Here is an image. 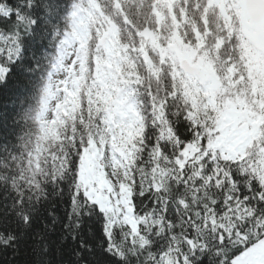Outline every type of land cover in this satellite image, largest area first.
<instances>
[{"label":"snow or ice","instance_id":"1","mask_svg":"<svg viewBox=\"0 0 264 264\" xmlns=\"http://www.w3.org/2000/svg\"><path fill=\"white\" fill-rule=\"evenodd\" d=\"M112 4L131 25L137 5ZM176 4L178 24L198 13L185 43L208 73L171 71L155 88L149 78L147 103L119 79L97 84L114 106L97 100L95 116L52 136L28 121L43 117L84 14H110L102 0H0V249L21 264H264V38L241 12L256 10L264 30V0H174V14Z\"/></svg>","mask_w":264,"mask_h":264},{"label":"trees","instance_id":"2","mask_svg":"<svg viewBox=\"0 0 264 264\" xmlns=\"http://www.w3.org/2000/svg\"><path fill=\"white\" fill-rule=\"evenodd\" d=\"M121 2L137 5L129 13L128 19L132 20L131 25L126 19L121 18L120 13L114 11L112 0H102V3L106 5V12L110 14L111 23H101L99 20L87 16V13L84 14V20L86 21L85 34L80 36L81 41L79 43L81 47L77 56L79 73L74 80V90L70 91L64 99L56 103L53 109L50 110L51 92L43 117L38 122L28 121L27 127L33 132L40 128L45 129L49 135L56 136L58 127L60 133L71 132L72 125L78 122L76 118L82 115L85 117L96 115L97 100L104 107H112L115 98L110 94L98 95L97 84L100 85V91L107 92V89L114 87L119 79L121 86L136 89L139 93L138 99L147 103L144 91L149 78L153 88L158 82L163 86L164 80L167 79L171 71L181 69L179 59L182 55L189 53L195 55L193 49L185 42L195 43L193 40L192 19L198 17V13L189 9L188 20H182L178 24L173 17L182 14L179 12V4L175 5L176 13H173L174 0H167L166 3L164 0H155L158 7L151 11L157 12L158 15L150 14L148 7L150 0H144L143 6H139L140 0H121ZM185 7L187 8L188 5L186 4ZM109 29H113L111 36L112 49L111 53L107 55V50L105 51L104 47L98 46V42H101L98 39L101 34L106 33ZM74 32L75 30L73 34ZM98 47L99 51L96 50ZM101 52H103V55H101ZM189 57L191 58V55ZM259 64L260 61L257 59L256 69L262 71ZM217 68H219V65H217ZM213 73L219 82V75L215 70H213ZM104 77L105 81L103 80ZM138 78L143 80V83L139 86L135 83ZM13 90L20 95H27L29 92L26 85H18L15 82ZM13 100H17V98L13 97ZM4 103L8 107L12 106V101H5ZM25 103L26 106L31 105L33 114H35L40 107L38 94H33L32 98L27 99ZM21 124L23 125V121H21ZM128 133H135L134 125L125 128V134ZM111 143L112 141H109L110 157ZM105 163L111 164V160L105 161ZM55 203L58 205V214L62 216V203L60 201ZM87 226L86 222L83 230L85 235H87ZM93 228L99 235V226L93 224ZM57 230H60L59 225H57ZM55 235H58V233ZM15 255L11 248L0 249V264H21L22 257L14 258ZM56 264H60V262L57 261ZM64 264H69L67 258L64 259Z\"/></svg>","mask_w":264,"mask_h":264},{"label":"rangeland","instance_id":"3","mask_svg":"<svg viewBox=\"0 0 264 264\" xmlns=\"http://www.w3.org/2000/svg\"><path fill=\"white\" fill-rule=\"evenodd\" d=\"M241 2L245 3L244 0H241ZM241 12L248 17L249 23L253 28V38L257 42H259L260 39L264 38V30H262L258 26V23L257 24L252 23L246 9H242ZM85 25H86L85 20L80 22L78 28L75 30L74 34L70 37L71 43L64 49L65 62L64 64L61 65L60 70L54 76L53 82L56 85V88L52 90V95L50 97V101H49L50 110L53 109L56 103L61 101L67 94H69L70 91L72 92L74 90L73 88L74 80H75L76 75L79 73L78 66H77L78 65L77 56H78V51L81 47L79 43L81 41L80 36H83L85 34V31H84ZM112 31L113 29H109L108 31H106V33L101 34L98 39L99 41L101 40L102 37H106L105 43L101 44L100 42H98V46L104 47L105 51L107 50L106 51L107 55L111 53V49H112V45H111ZM99 47L96 48V50H98ZM190 55H191V58L194 57V55L193 53L187 54L190 61H192L191 58L189 57ZM193 64H197L201 68V71H202L201 75H206L208 73L209 70L207 66L203 65V63L198 62V63H193ZM259 68L262 71H264V62L260 61ZM212 75L216 76L213 73V71H212ZM103 80L105 81V77L103 78ZM217 82H218V79H217ZM114 104H115V101L113 102L112 107L114 106ZM92 159H94V157L89 158V163H91ZM99 179L101 180L103 179V168H101L100 170Z\"/></svg>","mask_w":264,"mask_h":264},{"label":"water","instance_id":"4","mask_svg":"<svg viewBox=\"0 0 264 264\" xmlns=\"http://www.w3.org/2000/svg\"><path fill=\"white\" fill-rule=\"evenodd\" d=\"M246 2H248V0H245V3ZM247 11L249 12L252 20L255 21V22H257L258 21V15H257L256 10H254V9H247ZM104 42H105V38L102 39V43H104ZM180 66H181V68H189V69H191L193 75H195L196 72H197V70H198V68L196 66L192 65L190 63V61L188 60V58H186V57H183L180 60Z\"/></svg>","mask_w":264,"mask_h":264}]
</instances>
